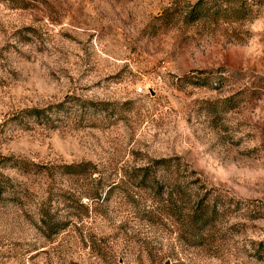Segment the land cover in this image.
I'll return each mask as SVG.
<instances>
[{
	"label": "rangeland",
	"instance_id": "obj_1",
	"mask_svg": "<svg viewBox=\"0 0 264 264\" xmlns=\"http://www.w3.org/2000/svg\"><path fill=\"white\" fill-rule=\"evenodd\" d=\"M0 264H264V0H0Z\"/></svg>",
	"mask_w": 264,
	"mask_h": 264
},
{
	"label": "trees",
	"instance_id": "obj_2",
	"mask_svg": "<svg viewBox=\"0 0 264 264\" xmlns=\"http://www.w3.org/2000/svg\"><path fill=\"white\" fill-rule=\"evenodd\" d=\"M195 7H198V10L201 9L200 3L196 2L195 3ZM197 11L194 13L193 17L190 18L191 20L199 16L200 10H199V12H197ZM192 12H194V10L190 9V13H192ZM28 113H29V115H44V109L43 108H39V107H32V108L28 109ZM75 166H77V167L76 168H74V167L70 168V169H68L66 171H83L85 169L83 164H78V165H75ZM69 167H72V165L69 166ZM214 210H215L214 208H211L210 214H208L206 212V210L205 211L202 210V211H200L198 213L194 212L193 216H195L196 221L202 220V221H204L203 223L206 224L209 221V219H210V215L212 216V211H214Z\"/></svg>",
	"mask_w": 264,
	"mask_h": 264
}]
</instances>
